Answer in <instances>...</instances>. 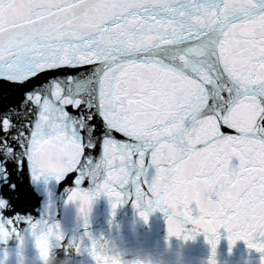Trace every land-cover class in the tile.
<instances>
[{"label":"snow or ice","instance_id":"6c2138e0","mask_svg":"<svg viewBox=\"0 0 264 264\" xmlns=\"http://www.w3.org/2000/svg\"><path fill=\"white\" fill-rule=\"evenodd\" d=\"M0 80L23 90L0 106V215L16 212L9 163H26L37 180L78 173L84 214L134 197L170 212V235L192 226L215 248L226 229L264 252V0H0ZM96 244L97 264H122Z\"/></svg>","mask_w":264,"mask_h":264},{"label":"water","instance_id":"95a60500","mask_svg":"<svg viewBox=\"0 0 264 264\" xmlns=\"http://www.w3.org/2000/svg\"><path fill=\"white\" fill-rule=\"evenodd\" d=\"M91 66H85L88 68ZM67 75H77L76 72H55L33 85L42 87L50 80ZM35 79V78H34ZM23 96V90L14 87L10 82L0 80V106L18 104ZM83 107V106H82ZM72 115H78L80 110L68 106ZM95 123V121H94ZM99 136L102 131V121L97 124ZM227 135H236L234 129L221 127ZM117 140H127L123 134L113 131ZM91 155L98 161L102 155L101 144L95 149H86L85 156ZM238 161L234 160V164ZM10 180L17 184V191L10 194L18 197L14 200L16 212H5L0 215V221H14L16 235L21 232L27 235V255L29 264H39L38 253L34 247L32 224L44 222L58 224L63 232V241L52 239V244L59 258L66 255L72 259V264H97L91 251L93 241H114V252L120 254L122 264H264V252L249 246L245 240L235 243L229 238L226 229L220 230V236L215 246L209 243L210 234L203 232L191 233L192 226H187L191 238L185 235L173 236L169 234L168 217L170 212L153 211L148 205L141 203L136 206L135 198H128L117 205V201L101 193L95 197L90 211L85 215L81 212L79 201H70L72 191L77 187L75 179L78 173L69 174L64 181H57L54 177L35 179L25 167L22 172L16 171V166L9 163ZM81 187L89 192L95 186L87 179ZM147 191V185H142ZM142 212L147 213V219ZM17 213L20 216H15ZM10 225V224H9ZM257 236V240H261ZM80 245H83L81 248ZM13 257L9 264H17L19 255L18 243L15 240L7 242ZM7 256L6 245L0 244V258ZM115 256V255H113Z\"/></svg>","mask_w":264,"mask_h":264},{"label":"clouds","instance_id":"9594fccd","mask_svg":"<svg viewBox=\"0 0 264 264\" xmlns=\"http://www.w3.org/2000/svg\"><path fill=\"white\" fill-rule=\"evenodd\" d=\"M91 206L86 210L85 215H87V213L90 211ZM31 231L32 235L34 236V247L38 253L39 264H72V259L70 256L66 255L65 258L58 257L53 248V238H51L45 227L37 225L35 228L32 227ZM4 232H7L8 235L4 236ZM61 233L64 235L62 231ZM11 240H15L18 243L19 255L17 257V264H29V257L27 255L28 237L22 232L19 235H16V227L9 225L7 220L0 221V244H5L7 251V256L0 258V264H9V261L13 257L12 251L7 247V242ZM80 247L82 248L83 245H80ZM96 247L97 251L105 256L115 255L120 258V254L114 252V241H97ZM125 264H127V262H125Z\"/></svg>","mask_w":264,"mask_h":264}]
</instances>
